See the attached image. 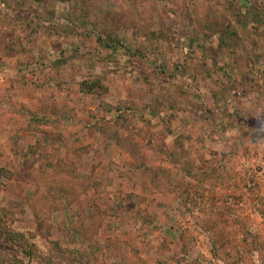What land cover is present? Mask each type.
<instances>
[{
    "label": "rangeland",
    "instance_id": "obj_1",
    "mask_svg": "<svg viewBox=\"0 0 264 264\" xmlns=\"http://www.w3.org/2000/svg\"><path fill=\"white\" fill-rule=\"evenodd\" d=\"M264 0H0V264H264Z\"/></svg>",
    "mask_w": 264,
    "mask_h": 264
},
{
    "label": "built area",
    "instance_id": "obj_2",
    "mask_svg": "<svg viewBox=\"0 0 264 264\" xmlns=\"http://www.w3.org/2000/svg\"><path fill=\"white\" fill-rule=\"evenodd\" d=\"M263 172H264V165L260 166L259 175L262 176Z\"/></svg>",
    "mask_w": 264,
    "mask_h": 264
}]
</instances>
